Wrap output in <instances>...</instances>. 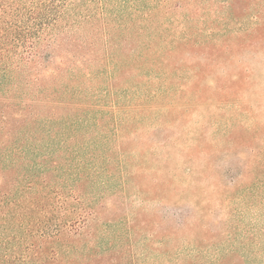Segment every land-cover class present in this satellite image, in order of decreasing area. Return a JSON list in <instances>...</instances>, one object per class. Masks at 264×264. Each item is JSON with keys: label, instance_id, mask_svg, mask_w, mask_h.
I'll use <instances>...</instances> for the list:
<instances>
[{"label": "rangeland", "instance_id": "rangeland-1", "mask_svg": "<svg viewBox=\"0 0 264 264\" xmlns=\"http://www.w3.org/2000/svg\"><path fill=\"white\" fill-rule=\"evenodd\" d=\"M162 1L0 0V41L6 44L0 62L19 66L37 46V67L42 66L50 31L53 41L77 45L55 55H67L69 64L80 69L71 91L95 103L86 107L117 110L118 120L128 121H123L128 128L120 139L126 159L116 182L122 185L128 212L138 208L151 224L140 236L120 242L122 222L111 226L107 241L99 239L105 224L93 222L92 236L81 241L84 252H100L108 243L110 254H126L120 264H264V46L254 35L253 11L259 0H242L236 14L227 6L233 0H165L157 5ZM246 3L250 11H241ZM188 24L205 44L173 50L176 70L171 71L164 55L183 40ZM214 44L219 46L210 49ZM197 71L202 73L197 76ZM15 73L9 87L40 106L39 116L47 93L71 82L66 74L47 80L45 72L39 85H28V73ZM195 82L203 91L199 97L187 90ZM215 82L233 83L237 92L210 97ZM237 135L244 140L239 145L231 141ZM198 142L213 152L209 180H198L199 170L206 168L203 161L185 159L196 154ZM229 164L233 174L255 168L236 192L224 175ZM142 168L147 177L157 173L176 182L178 193L168 201L139 195L132 176ZM217 179L218 187L213 184ZM160 225L172 236H151ZM49 229L53 226L48 224ZM20 255L25 254H14Z\"/></svg>", "mask_w": 264, "mask_h": 264}, {"label": "trees", "instance_id": "trees-1", "mask_svg": "<svg viewBox=\"0 0 264 264\" xmlns=\"http://www.w3.org/2000/svg\"><path fill=\"white\" fill-rule=\"evenodd\" d=\"M191 1L185 0L184 4ZM194 1L197 0L192 2ZM240 2L242 0H233L227 4L231 14H236L237 4ZM159 4L165 5L166 2L164 0L157 3ZM245 9L250 11L249 3L241 11ZM253 11L256 12L257 19L254 35L261 40L260 47H263L264 0L256 2ZM188 19L186 18L187 22L192 21ZM201 23L206 26L204 20ZM182 34L183 40L174 42L168 48L170 53L164 55L171 71L176 70L174 60H171L173 50L180 53L186 46L205 44L202 39L195 38L196 33L192 31L190 24ZM45 39L47 56L41 62L42 66L37 67L40 63L37 46L30 56L21 58L19 66L0 62V264H120L122 258L127 257L126 254H110L112 248L108 243L100 252L91 248L84 252L80 245L86 236H92L90 230L93 222L101 221L105 224L99 231L100 241H107L112 231L111 226L122 222L124 231L121 234L119 232L120 242L125 239L128 241L131 236H140L151 224L147 214L138 208L128 212V200L122 196V185L116 182L122 175L120 170L126 159L127 147H123L124 141L120 139L127 132L125 122L128 121L118 120L117 110L104 111L91 109L92 106L86 107L94 102L90 99L92 103H89L88 99L80 98L78 92L71 91L72 81L80 75L77 64H69L71 58L65 54L55 56L59 50L76 48L77 45L60 38L53 41L50 31ZM1 41L0 57L6 53V44ZM216 46L219 45L214 44L210 49ZM200 71L196 72L197 76L202 73ZM15 72L28 73L29 78L25 81L28 85H39L45 72L47 80L66 74L71 82L59 85L62 88L54 87L47 93L44 115L39 116L36 109H41L40 106L30 103L26 96L13 92L9 87ZM232 84L215 82L208 95L230 96L237 92ZM28 85L23 84L24 87ZM187 90L196 97L203 92L197 82L188 83ZM24 93L26 94L25 91ZM6 98H19V101ZM52 115L58 117L52 118ZM55 127L61 130L57 131ZM72 137L76 139L73 143L70 141ZM231 141L239 145L244 140L240 135L231 138ZM100 148L102 151L97 153ZM195 148L196 154L188 153L185 159L195 163L203 161L206 168L199 170L198 180L208 179L210 173L207 171L214 165L213 152L200 142ZM254 169H238L233 174L234 168L229 164L224 175L229 176L228 180L233 182L236 192ZM140 171L132 176L136 180L139 195L168 201L178 193V186L173 180L157 173L147 177L143 168ZM57 177L59 180H56ZM220 183L219 179L213 180L217 187ZM197 187L202 186L198 184ZM108 198L111 203H108ZM120 209L122 214L118 213ZM48 224L53 229L47 230ZM172 234L171 230L160 225L153 230L151 236H160L163 240ZM14 254L25 255L16 258ZM220 262L222 264L221 260L217 264Z\"/></svg>", "mask_w": 264, "mask_h": 264}]
</instances>
